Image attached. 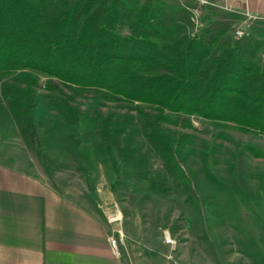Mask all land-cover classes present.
I'll return each mask as SVG.
<instances>
[{
  "label": "rangeland",
  "instance_id": "374dc122",
  "mask_svg": "<svg viewBox=\"0 0 264 264\" xmlns=\"http://www.w3.org/2000/svg\"><path fill=\"white\" fill-rule=\"evenodd\" d=\"M161 1L188 10L189 35L210 23L221 27V48L252 35L255 66L264 70L263 18L227 11L223 0ZM228 2L247 8L246 0ZM119 27L128 33V23ZM23 70L34 77L29 95ZM5 91L26 114L6 104ZM55 96L77 111V124L65 121ZM156 106L109 98L104 89H82L29 67L0 72V162L44 179L95 214L124 264H264V130L164 109L177 166L168 168L141 131L138 110Z\"/></svg>",
  "mask_w": 264,
  "mask_h": 264
},
{
  "label": "trees",
  "instance_id": "16d2710c",
  "mask_svg": "<svg viewBox=\"0 0 264 264\" xmlns=\"http://www.w3.org/2000/svg\"><path fill=\"white\" fill-rule=\"evenodd\" d=\"M166 7L161 0L138 6L126 0H0V72L29 67L82 89H104L109 98L158 105L151 112L138 110L141 131L168 168L177 166L162 127L164 109L264 130L258 41L250 35L221 48V27L210 23L189 35L188 10ZM122 22L128 23L127 34ZM23 73L29 95L34 77ZM3 97L26 114L13 93ZM53 99L65 121H80L60 96Z\"/></svg>",
  "mask_w": 264,
  "mask_h": 264
},
{
  "label": "crops",
  "instance_id": "0c3cea01",
  "mask_svg": "<svg viewBox=\"0 0 264 264\" xmlns=\"http://www.w3.org/2000/svg\"><path fill=\"white\" fill-rule=\"evenodd\" d=\"M247 1L264 19V0ZM109 237L95 214L44 179L0 162V264H124Z\"/></svg>",
  "mask_w": 264,
  "mask_h": 264
},
{
  "label": "built area",
  "instance_id": "2783aa9c",
  "mask_svg": "<svg viewBox=\"0 0 264 264\" xmlns=\"http://www.w3.org/2000/svg\"><path fill=\"white\" fill-rule=\"evenodd\" d=\"M229 0H226L225 4H223L221 7L227 11H231V12H236V13H242L244 14L245 16H247L248 18H251V19H258V18H263L259 15H254L252 13L249 12V10L247 8H237L235 7L233 4H230L228 2ZM200 2L203 4V5H206L208 3L207 0H200ZM213 6H215L216 4L212 3ZM242 33H243V30H237L236 31V36L237 37H241L242 36ZM109 241H110V245L112 247V249L115 251V253L117 255L120 254L119 250H118V247H117V243H116V239L113 237V236H110L109 237Z\"/></svg>",
  "mask_w": 264,
  "mask_h": 264
}]
</instances>
